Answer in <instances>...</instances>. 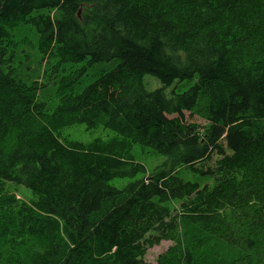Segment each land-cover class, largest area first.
Here are the masks:
<instances>
[{"label":"trees","instance_id":"1","mask_svg":"<svg viewBox=\"0 0 264 264\" xmlns=\"http://www.w3.org/2000/svg\"><path fill=\"white\" fill-rule=\"evenodd\" d=\"M249 3L0 0V181L38 194L31 204L2 199L11 203L0 204V264H148V245L190 228L198 215L193 206L172 204L207 187L164 169L148 174L144 163L124 155L95 153L102 143L66 144L56 128H107L198 173L214 154L225 172L264 157V52L234 65L228 51L230 37L252 14ZM85 6L101 25L91 37L78 16ZM18 23L34 28L59 77L57 108L41 104L43 117L29 113L20 130L14 100L29 88L15 76L10 53ZM114 59L112 69L73 91L88 67ZM66 63L83 65L66 75ZM184 82L191 84L181 89ZM205 94L208 124L201 129L185 114ZM116 179L130 182L117 187ZM199 247L193 242L184 256L171 249L157 264H187Z\"/></svg>","mask_w":264,"mask_h":264},{"label":"rangeland","instance_id":"2","mask_svg":"<svg viewBox=\"0 0 264 264\" xmlns=\"http://www.w3.org/2000/svg\"><path fill=\"white\" fill-rule=\"evenodd\" d=\"M249 5L248 9L252 14L248 15L242 27L234 29L228 42L230 63L234 65H245L257 58L259 52H264V0H250ZM80 16V23L91 37L93 31L101 26L100 20L89 6L83 7ZM12 36L14 41L10 53L14 59L15 76L25 81L24 85L29 88L23 98L14 100L17 104L16 118L19 119L17 128L20 130L29 113L31 116L35 113V118L43 117L41 104H47V111L50 112L57 108L56 89L59 77L50 72L56 59L53 54L48 53L47 60L40 52L33 27L18 23ZM117 62L114 59L88 67L73 91H82L94 81L99 71L110 70ZM81 65L83 64L66 63L61 73L69 75L73 72V67ZM149 81L152 87L160 86L155 78H149ZM190 84L184 82L180 84V88L185 89ZM208 107L209 96L205 94L193 112H186L187 121L204 128L208 124ZM56 130L66 144L79 141L89 148L93 142L102 143L104 147L95 153L124 155L144 163L148 174L164 169L183 182H198L201 189L207 187L202 196L194 193L191 199L185 198L172 204L173 208H178L179 203L186 207L193 206L198 215L188 222L190 228L180 226L168 239L148 245V264H157L171 249L184 256L193 242L200 247L190 260L188 254L185 255V259L189 260L187 264H264V209L261 208L264 203V157L241 170L225 172L220 171L225 169L218 167L220 157L214 154L211 159L201 163L202 170L198 173L187 166H174L151 147L133 138H122L107 128L88 129L85 124H74ZM141 177L143 176L139 175L137 178ZM129 182L130 179H116L111 184L123 187ZM2 186L4 189L0 190V204H10V201L2 199L11 197L29 204L38 199V194L23 185L0 181V189ZM176 212L181 213L179 209Z\"/></svg>","mask_w":264,"mask_h":264},{"label":"water","instance_id":"3","mask_svg":"<svg viewBox=\"0 0 264 264\" xmlns=\"http://www.w3.org/2000/svg\"><path fill=\"white\" fill-rule=\"evenodd\" d=\"M80 13H81V10H80L79 13H78L79 18H81Z\"/></svg>","mask_w":264,"mask_h":264},{"label":"bare ground","instance_id":"4","mask_svg":"<svg viewBox=\"0 0 264 264\" xmlns=\"http://www.w3.org/2000/svg\"><path fill=\"white\" fill-rule=\"evenodd\" d=\"M34 212H35V211H34ZM35 213H36V212H35ZM35 213H34V215H35ZM36 214H37V213H36ZM35 216H36V215H35ZM38 216H39V214H38ZM38 216H37V217H38Z\"/></svg>","mask_w":264,"mask_h":264}]
</instances>
